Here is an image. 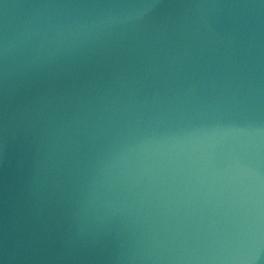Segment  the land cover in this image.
<instances>
[{
    "label": "water",
    "instance_id": "1",
    "mask_svg": "<svg viewBox=\"0 0 264 264\" xmlns=\"http://www.w3.org/2000/svg\"><path fill=\"white\" fill-rule=\"evenodd\" d=\"M0 264H264V0H0Z\"/></svg>",
    "mask_w": 264,
    "mask_h": 264
}]
</instances>
